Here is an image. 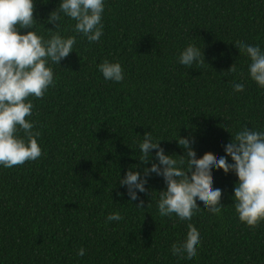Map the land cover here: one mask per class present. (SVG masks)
Returning <instances> with one entry per match:
<instances>
[{
	"label": "trees",
	"instance_id": "16d2710c",
	"mask_svg": "<svg viewBox=\"0 0 264 264\" xmlns=\"http://www.w3.org/2000/svg\"><path fill=\"white\" fill-rule=\"evenodd\" d=\"M57 3L34 0L45 38L52 25L42 22ZM102 21L103 35L90 43L63 18L75 52L53 65L55 83L43 97H29L41 156L0 167V264H187L170 252L186 222L156 209L162 179L152 176L147 193H138L142 209L117 180L140 164V136L150 132L177 155V136H191L198 157L217 158L241 126L264 129V89L248 79L234 46L264 49V0H105ZM188 43L202 49L204 62L178 63ZM104 59L120 62L123 81L103 79ZM234 82L244 91L234 93ZM212 176L223 207L219 215L201 208L190 221L201 237L192 264H264V221L239 222L230 199L236 177ZM112 212L122 219L105 223Z\"/></svg>",
	"mask_w": 264,
	"mask_h": 264
},
{
	"label": "clouds",
	"instance_id": "9594fccd",
	"mask_svg": "<svg viewBox=\"0 0 264 264\" xmlns=\"http://www.w3.org/2000/svg\"><path fill=\"white\" fill-rule=\"evenodd\" d=\"M104 10L105 0H58L42 22L44 28L46 24L52 25L45 28L48 31L45 38L36 27L34 0H0V167L11 168L41 156L37 142L40 132L31 119L33 103L29 97H43L55 83L53 65L60 66L64 58L75 52L76 37L63 34V18L75 21L74 33L90 43L99 42ZM234 46L239 56L246 57L248 79L264 89V49L244 42ZM177 61L185 67L200 64L204 62L203 51L188 43L179 51ZM97 70L105 81L120 83L125 79L119 61L104 59ZM234 71L232 66L228 72ZM244 87L242 82L231 85L234 93L243 92ZM225 130L228 131L226 127ZM230 134V140L222 145L224 154L214 158L208 152L198 157L191 136H177L175 140L182 153L168 154L160 145L161 140H155L146 131L137 143L136 159L140 164L129 166L117 179L129 200L137 202L138 209L144 205L138 193H147L148 179L152 176L162 179L163 188L155 191L156 209L161 217L174 215L178 222H186L183 240L173 243L170 252L187 264L196 260L201 247L200 234L190 221L201 208L219 215L223 207L222 190L213 187L212 174L216 170L236 177L230 199L239 222L255 228L264 221V129L243 125ZM121 219L118 212H112L105 223ZM84 253L83 247L76 251L78 257Z\"/></svg>",
	"mask_w": 264,
	"mask_h": 264
}]
</instances>
